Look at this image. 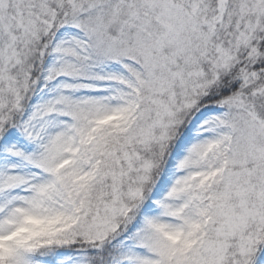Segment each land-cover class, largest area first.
<instances>
[{"label": "rangeland", "instance_id": "rangeland-1", "mask_svg": "<svg viewBox=\"0 0 264 264\" xmlns=\"http://www.w3.org/2000/svg\"><path fill=\"white\" fill-rule=\"evenodd\" d=\"M80 1L82 29L51 39L36 94L1 144L0 264H36L37 251L78 240H115L108 264H264V91L196 110L165 146L212 79L264 56V0H240L219 24L210 0ZM60 2L0 0L4 121ZM128 214L137 220L119 233Z\"/></svg>", "mask_w": 264, "mask_h": 264}, {"label": "trees", "instance_id": "trees-1", "mask_svg": "<svg viewBox=\"0 0 264 264\" xmlns=\"http://www.w3.org/2000/svg\"><path fill=\"white\" fill-rule=\"evenodd\" d=\"M210 1L212 11L209 12V15H212V18H214V16L216 17L217 24L227 18L232 11L236 10L240 3V0ZM80 3V0H61L59 7H54L55 12L53 13L50 21H48V24L45 26L43 33L41 34V40L39 43L40 53L36 56L35 61L37 62H34V67L32 71L33 75H31L30 84L23 98V101L21 104L17 105L14 109L10 111L8 119L4 121L2 118H0V149L2 141L7 135V132L16 127L20 118H22V112L25 110L26 103H28L30 98L34 97L36 94V90L39 85H35V80L38 81V79L36 78H39V68L37 64L41 60L42 62L43 60L45 61V58L50 51L49 44L51 42V39L55 37L58 31L65 25H79L80 29H82V23H78L76 20H74V11H76V6H78V4ZM91 14H94L93 10L90 14L89 11H87L86 14L83 15L84 20L92 16ZM259 37L263 38V41L261 42V45H263L264 31H262L261 36ZM94 56L96 60H102L100 56L96 54H94ZM248 56L249 53L244 54L243 56H241L242 58L240 59V61L233 68L228 70L226 73H222L216 79H212L211 82H209L210 85L208 86V88L204 89V91L199 95L196 101L191 105L190 109L186 113H183L181 118H179L178 123H176L174 127L171 128V131L168 133L167 143L165 144V146L167 144L169 145L168 149H172L175 147L179 136H181L186 131L190 123V119L192 118L196 110L201 108H205V111L223 110L225 108H228V104L231 103L232 99L239 94L251 95L252 92L258 94V91H264V56L262 55L261 58H257L255 60H252L251 62H249ZM97 57H99V59ZM125 61L126 63L124 64H126L127 66L131 65V68H134L132 67V65H135L128 61V59L123 60V62ZM4 112L5 111H2L1 113L3 114ZM88 141L83 147V154H85L84 152L87 151L86 144L89 143ZM164 161L165 156L163 162ZM92 164L95 166V169L98 172V177L101 175H105L101 168L99 157L93 159ZM161 168L162 167H160V169ZM146 197L147 195H145L141 201L139 200L133 202L132 204L134 208L129 214L138 213L139 207L143 204V200ZM129 214L127 217L124 218L122 225L123 229L120 230L119 233H123L126 229H132L134 221L137 220V217L131 220L130 218L133 215L129 217ZM130 234L131 233L127 234V238H129ZM106 243L107 242L102 245L96 244L94 245V247H91L90 244L78 240L77 243L70 244L65 247L37 251L35 257L36 264H57V261L60 258L58 257V255L67 256L71 258L87 257L88 260L91 261V264H108L109 260L111 259V254L113 252L112 248L114 246L115 240H113L110 244ZM54 250L55 252H53Z\"/></svg>", "mask_w": 264, "mask_h": 264}]
</instances>
